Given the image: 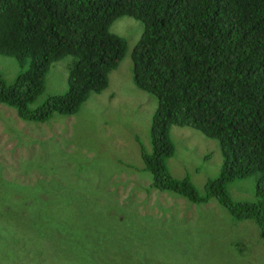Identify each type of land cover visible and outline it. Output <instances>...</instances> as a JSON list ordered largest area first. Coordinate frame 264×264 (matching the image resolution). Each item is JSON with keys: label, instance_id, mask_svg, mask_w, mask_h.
<instances>
[{"label": "rangeland", "instance_id": "374dc122", "mask_svg": "<svg viewBox=\"0 0 264 264\" xmlns=\"http://www.w3.org/2000/svg\"><path fill=\"white\" fill-rule=\"evenodd\" d=\"M143 30L126 16L112 23L125 57L76 114L27 122L0 104V264H264L254 222L233 221L214 200L194 204L149 188L140 146L151 153L157 99L135 86L131 58ZM73 61L50 66L30 109L67 92ZM20 70L0 55L8 85ZM169 135L170 174L188 176L204 195L222 169L218 142L190 127L171 126ZM256 185L257 176L238 179L227 193L253 203Z\"/></svg>", "mask_w": 264, "mask_h": 264}, {"label": "trees", "instance_id": "16d2710c", "mask_svg": "<svg viewBox=\"0 0 264 264\" xmlns=\"http://www.w3.org/2000/svg\"><path fill=\"white\" fill-rule=\"evenodd\" d=\"M125 16L144 25L133 82L157 99L151 153L140 146L149 188L194 204L216 201L233 221L254 222L264 246V0H0V55L21 69L11 85L0 76V104L27 122L76 114L125 57V40L110 31ZM67 56V92L30 109L50 66ZM174 125L219 144L222 169L204 195L188 176L169 172ZM251 176L257 201H233L227 185Z\"/></svg>", "mask_w": 264, "mask_h": 264}]
</instances>
